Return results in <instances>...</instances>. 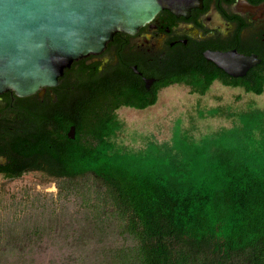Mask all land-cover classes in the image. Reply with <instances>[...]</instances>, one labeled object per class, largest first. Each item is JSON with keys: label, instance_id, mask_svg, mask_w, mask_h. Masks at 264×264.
Instances as JSON below:
<instances>
[{"label": "trees", "instance_id": "16d2710c", "mask_svg": "<svg viewBox=\"0 0 264 264\" xmlns=\"http://www.w3.org/2000/svg\"><path fill=\"white\" fill-rule=\"evenodd\" d=\"M214 80L183 75L161 87L183 84L203 96ZM232 86L261 95L264 74ZM81 87L82 110L68 98L75 89L36 107L29 165L17 179L33 172L56 182L61 206L49 205L33 227L0 221V264H264L263 110L197 108V119L230 125L197 136L195 117L190 127L179 119L164 142L131 134L145 139L136 148L123 140L106 81L91 75Z\"/></svg>", "mask_w": 264, "mask_h": 264}, {"label": "flooded vegetation", "instance_id": "af4514ba", "mask_svg": "<svg viewBox=\"0 0 264 264\" xmlns=\"http://www.w3.org/2000/svg\"><path fill=\"white\" fill-rule=\"evenodd\" d=\"M233 52L254 56L260 63L245 76L233 77L207 58V54ZM255 72L264 74V0H202L186 13L163 10L134 34L117 33L101 54L79 60L43 97H19L13 91L0 94V181L17 180L19 169L29 165L25 151L34 137L31 120L36 107L57 104L75 89L77 97L68 98L75 110H82V81L91 75L106 81L110 109L118 114L122 109L143 111L155 106L158 99L139 108L159 98L164 83L183 75L214 78L211 88L217 85L253 94L232 84H251ZM76 133L71 126L67 136L75 140Z\"/></svg>", "mask_w": 264, "mask_h": 264}, {"label": "water", "instance_id": "95a60500", "mask_svg": "<svg viewBox=\"0 0 264 264\" xmlns=\"http://www.w3.org/2000/svg\"><path fill=\"white\" fill-rule=\"evenodd\" d=\"M198 2L202 0H0V94L43 97L75 62L101 54L117 33L134 34L161 11L186 13ZM207 58L233 77L245 76L260 63L236 52Z\"/></svg>", "mask_w": 264, "mask_h": 264}, {"label": "rangeland", "instance_id": "374dc122", "mask_svg": "<svg viewBox=\"0 0 264 264\" xmlns=\"http://www.w3.org/2000/svg\"><path fill=\"white\" fill-rule=\"evenodd\" d=\"M218 105H230L239 110L252 107L264 111V94L256 96L241 89L214 85L206 95L200 96L185 85H173L161 91L155 106L143 111L122 109L118 113L127 128V137L123 140L136 148L143 146L145 139L139 138L134 142L130 139L133 133L156 139L158 142L167 141L177 120L181 119L185 126L190 127L197 108ZM194 119L197 136L230 125L223 119ZM58 193L56 182H44L43 177L37 173L28 174L15 181H0V221L5 219L10 222L16 218L22 223L27 220L31 227L36 223L40 224L42 212H49L52 207L49 205H55V208L61 206ZM50 257L52 247L48 251L47 259Z\"/></svg>", "mask_w": 264, "mask_h": 264}]
</instances>
